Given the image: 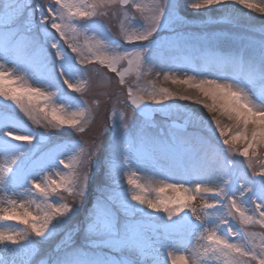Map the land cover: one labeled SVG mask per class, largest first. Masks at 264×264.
<instances>
[{"label":"snow or ice","instance_id":"snow-or-ice-1","mask_svg":"<svg viewBox=\"0 0 264 264\" xmlns=\"http://www.w3.org/2000/svg\"><path fill=\"white\" fill-rule=\"evenodd\" d=\"M233 5L0 0V264H264V26L182 15Z\"/></svg>","mask_w":264,"mask_h":264},{"label":"rangeland","instance_id":"rangeland-1","mask_svg":"<svg viewBox=\"0 0 264 264\" xmlns=\"http://www.w3.org/2000/svg\"><path fill=\"white\" fill-rule=\"evenodd\" d=\"M182 15H185L188 17V19L191 21V28L190 31L194 33L197 36H210L213 34H218L221 31L231 33V34H246V35H258L259 29L262 27L260 24L256 21H245L241 19V23L239 26L229 24L226 20L223 19V17H215L211 16V18L205 20V17L202 15H193L190 12H186V10H182ZM110 26L112 27V30L114 33H117V27H116V22L115 21H108ZM197 54V52H195ZM112 75V74H110ZM166 87H171L170 84H166ZM113 88H115V84L113 83ZM103 89H95L93 90V93L90 94L88 97L91 99L96 92L102 91ZM176 90V89H175ZM180 104L183 105H188L189 108L193 109L190 107L189 104H186V101H180ZM110 109V105L104 104L102 105V110L100 114V120L99 122H102L104 118H106V115ZM206 116L205 114H203ZM91 134L89 136L83 137L84 139H89ZM74 139H80L78 135L72 137ZM65 139H69V137H65ZM239 159V158H238ZM95 196V188L91 189L89 193V199H94ZM88 205H83L81 208L80 214L74 219L73 225H76L79 223V221L83 218L84 215V209ZM71 227V226H70ZM258 230V229H257ZM60 236H57L54 240L42 245V252L40 256L37 257V260H41V257H46L49 252H51L52 248L54 245L60 240ZM170 243L167 239H162L160 244L157 246L159 249V258L161 260L164 259L165 257V250L167 245ZM0 249H2V246H0ZM0 256L7 258L9 256L8 253L0 251ZM41 264H43V261H41Z\"/></svg>","mask_w":264,"mask_h":264},{"label":"bare ground","instance_id":"bare-ground-1","mask_svg":"<svg viewBox=\"0 0 264 264\" xmlns=\"http://www.w3.org/2000/svg\"><path fill=\"white\" fill-rule=\"evenodd\" d=\"M232 8L238 10L236 12L237 15H241L242 13H248L249 14V16H242V18H241L242 20L250 21V22L251 21H256V22H258L260 24V26H264V15H262L260 13L250 12V10H248V9H242V7L239 6V5H233ZM182 10H186V12H190L193 15H200L195 10H192L190 8H183ZM210 16L223 17L222 14L219 13V12H212L210 14ZM195 52H197V54H195ZM199 54L200 53L197 50H195V49H189V50H186L182 55L183 56L192 57V56H197ZM158 70L159 69L157 68L155 71H158ZM159 83H162V78H161V81ZM164 86H166V85H164ZM170 86L174 88V86H172V85H170ZM174 90H175V88H174ZM186 104H189L190 107H192L193 109H199L202 114H205L206 115V117L209 115L206 112V110H203L201 108V106H199V105L193 104V103H191L189 101H186ZM163 195H166V196H176L178 194L172 192L171 190H168L165 193H163Z\"/></svg>","mask_w":264,"mask_h":264}]
</instances>
